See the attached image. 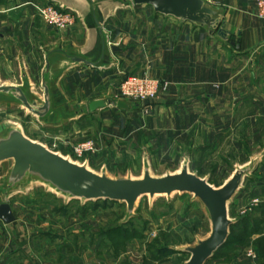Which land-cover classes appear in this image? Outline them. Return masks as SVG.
I'll return each mask as SVG.
<instances>
[{
	"label": "rangeland",
	"instance_id": "rangeland-1",
	"mask_svg": "<svg viewBox=\"0 0 264 264\" xmlns=\"http://www.w3.org/2000/svg\"><path fill=\"white\" fill-rule=\"evenodd\" d=\"M37 8L44 7L34 6L39 22L54 32L71 31L76 26V17L69 10L65 11L73 17L74 25L58 30L44 22ZM121 8L112 34L124 47L121 35L129 34L134 24H124L123 15L137 13L141 7L128 3ZM213 36L219 45L230 44ZM229 50L231 74L241 67L233 58L234 50ZM139 58L140 54L136 55ZM116 65V85L106 84L104 92L90 90L100 85L98 80H85V106L100 98L123 101L119 88L131 71L127 66L125 69L123 61ZM31 81L33 93L42 99L39 77ZM130 105L128 112L112 107L74 122L49 124L38 121L18 104L0 102V134L17 129L53 153L111 179L140 180L145 171L153 178H161L177 174L186 166L190 173L219 189L236 171L245 170L241 187L228 204L232 221L228 244L206 264H264V116H246L240 127L230 133L180 134L174 131L170 117L162 115L157 121L148 104ZM88 143L93 145V152L79 155L75 151ZM204 147L209 148L205 154L201 152ZM12 164H0V203L10 201L20 223L15 229L17 234L62 241L67 264H185L189 255L181 250L194 247L210 234L208 215L191 195L142 197L129 214L124 203L73 200L31 177L11 190L8 177ZM7 237L0 232V245L9 242Z\"/></svg>",
	"mask_w": 264,
	"mask_h": 264
},
{
	"label": "crops",
	"instance_id": "crops-1",
	"mask_svg": "<svg viewBox=\"0 0 264 264\" xmlns=\"http://www.w3.org/2000/svg\"><path fill=\"white\" fill-rule=\"evenodd\" d=\"M127 4L124 0H0V86L23 88L41 106L42 80H46L50 114L43 120L36 118L49 124L74 122L106 108H117L110 105L90 112L92 102L115 101L100 98L85 106L83 86L89 79L100 82L97 88L91 87L92 91L104 92L106 84L116 85L114 67L123 61L125 69L127 66L131 71L126 76L135 74L168 84L165 93L146 104L157 121L162 115L170 117L174 131L180 134L230 133L246 116H264V21L256 18L255 0H229L223 11L221 25L229 38H238V49L219 45L204 29L155 14L148 6L123 15L124 24L133 21L134 27L121 35L122 47L112 33L119 20L117 12ZM35 5L71 11L76 26L59 33L44 27L36 17ZM112 47L119 51L112 52ZM230 48L241 67L231 74ZM76 59L93 67L76 63ZM46 60L49 68L44 73ZM37 76L42 99L32 90L31 80ZM75 80L81 82L76 85ZM125 102L128 105L117 108L119 111L131 110L130 102ZM207 150L204 147L201 152ZM18 225L16 217L10 225L0 222V232L9 239V244L0 245V264H67L62 241L52 242L41 235L32 239L19 236L15 230Z\"/></svg>",
	"mask_w": 264,
	"mask_h": 264
},
{
	"label": "water",
	"instance_id": "water-1",
	"mask_svg": "<svg viewBox=\"0 0 264 264\" xmlns=\"http://www.w3.org/2000/svg\"><path fill=\"white\" fill-rule=\"evenodd\" d=\"M124 1L135 7L148 6L155 14L193 24L204 29L210 37L215 34L223 41L229 40L231 46L237 49L239 47L238 38L234 36L229 38V34L221 25L223 11L229 6V0H225L220 9H212L202 0ZM118 51L116 47H112V52ZM75 62L93 67L81 59H76ZM48 68L47 61L44 73ZM42 89L41 106L25 89L13 86H0V102L18 104L33 116L43 120L50 114V95L46 80H42ZM110 105L124 109L128 104L125 101L117 103L96 101L89 104V111L94 112ZM8 161L13 163L8 177V188L11 190L27 177H31L73 200L124 203L129 214L142 197L169 198L174 194L193 196L205 209L211 228L206 239L199 241L194 247L181 250V253L189 255V260L185 264H206L224 248L232 226V221L228 217V204L239 191L246 174L245 170L236 171L219 189L213 188L206 180L190 173L186 166L177 174L161 178H153L145 171L140 180L111 179L53 153L43 145L29 140L17 129H8L0 134V164ZM0 222L5 225L15 222L8 201L0 204Z\"/></svg>",
	"mask_w": 264,
	"mask_h": 264
},
{
	"label": "built area",
	"instance_id": "built-area-1",
	"mask_svg": "<svg viewBox=\"0 0 264 264\" xmlns=\"http://www.w3.org/2000/svg\"><path fill=\"white\" fill-rule=\"evenodd\" d=\"M208 6L220 8L221 0H202ZM38 14L49 25L54 26L58 30L69 29L74 25L73 17L65 10H58L53 6L37 8ZM255 15L260 21H264V0H255ZM168 84L139 75H129L122 82L119 93L124 101L137 102L146 104L157 100V98L168 90ZM91 143L79 146L76 152L81 155L83 153L93 152Z\"/></svg>",
	"mask_w": 264,
	"mask_h": 264
},
{
	"label": "trees",
	"instance_id": "trees-1",
	"mask_svg": "<svg viewBox=\"0 0 264 264\" xmlns=\"http://www.w3.org/2000/svg\"><path fill=\"white\" fill-rule=\"evenodd\" d=\"M228 241H229V238H228ZM228 241H227L226 245L228 244ZM226 245H225V246H226ZM225 246H224V248H225ZM221 250H222V249H221ZM217 253H218V252H217ZM214 256H215V255H214Z\"/></svg>",
	"mask_w": 264,
	"mask_h": 264
}]
</instances>
